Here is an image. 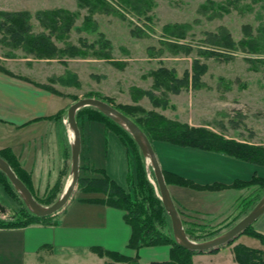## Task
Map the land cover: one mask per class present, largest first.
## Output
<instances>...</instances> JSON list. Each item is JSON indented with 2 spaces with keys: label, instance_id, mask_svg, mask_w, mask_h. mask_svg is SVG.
<instances>
[{
  "label": "rangeland",
  "instance_id": "1",
  "mask_svg": "<svg viewBox=\"0 0 264 264\" xmlns=\"http://www.w3.org/2000/svg\"><path fill=\"white\" fill-rule=\"evenodd\" d=\"M104 1L112 6V12L90 16L88 7H81L79 0H0V13L30 12L33 15L31 20L35 25L36 33L43 31L34 16L36 12L63 9L76 13L75 25L64 41L54 38L59 47H65L66 42L80 46L81 40L84 39L89 43H95L97 49H100L105 42H109L106 48H103L105 50L103 52L108 53L109 58H97L93 51H88L91 55L87 58L38 59L33 55H26L21 48H13L0 33V57L4 59V65L0 64L4 67L5 65L12 67L19 73H25L27 79L33 77L32 79L42 80L36 81L41 86L65 91L72 100L96 95L99 98L111 99L118 106L138 105L170 120L194 127H205L228 139L264 146V39H262L263 51L260 53L244 51L241 48L228 50L211 43L213 35L219 33L222 28H226L237 42L247 38L248 31L255 36L260 34V30L263 32L264 0H241L240 5L234 6H228V0H151V10L148 15L141 17L121 0ZM218 4H224L228 9L223 10L217 6ZM175 24H185V38L172 37L167 33L166 26ZM141 30L145 34L141 33ZM166 42L183 44L190 47L191 51L187 53L182 49L175 52V49ZM205 50L218 51L222 56H209L203 53ZM227 56L230 58L228 59ZM195 59L208 67L199 83L194 84L190 77L188 86H183L178 94L166 92L163 87H154L152 75L154 70L163 66L168 67L176 71L177 77L183 78L187 71L192 72ZM68 72L78 75L81 83L79 87L65 86L51 81L54 77L67 75ZM134 88L141 90L153 88L159 98L167 100L168 105H163V102L155 105L149 96L135 92ZM165 92L167 96H163ZM161 142L163 141L155 140L154 144ZM58 162L59 159L53 152V166H57ZM147 164L148 170H151V165L148 162ZM81 176H85L83 169ZM148 177L156 184L152 170L151 173L149 171ZM56 178L54 174L53 182ZM179 187H171L172 197L177 203L186 227L201 240L212 239L231 229L248 215L263 197V190L258 187L245 191L247 197L237 202L236 209L229 216L215 217L195 211L189 212L179 206V200L183 202L181 196H186L189 204L194 202L202 205L206 200V198L201 200L199 197H192L186 192L182 193L179 190L184 188ZM188 188L215 192L190 187H186L185 190H189ZM35 195L39 199L44 197L43 193ZM158 195L160 196L159 191ZM6 196V198L0 196V218L8 220L13 219V216L22 210L23 203L19 198L11 197L8 193ZM8 196L14 202V208L11 207ZM74 196L76 197L74 202L68 206L69 213L82 208L78 197L91 195L82 194L77 187ZM193 206L194 204H191V207ZM56 219L60 223H66L64 216ZM236 242H242L253 248L263 246L258 238L245 233L238 236ZM237 244L240 243L233 246ZM228 246L232 245H226L225 248ZM144 248L142 250L147 251L141 255L143 262L148 264L166 261L170 257V245L157 247L169 249L167 257L162 251H159L160 253L152 251L156 250L154 246ZM233 248V260L237 262ZM229 254V249H224L222 253L220 249L215 253L202 252L193 256V262L195 264V257L203 256L198 257L200 259L196 260L197 264H230ZM41 255L47 258L44 262L39 259ZM63 259L60 256H49L47 251H42L38 257L26 254V264H33L32 262L68 264ZM18 261V264H23L20 257ZM140 263L143 264L141 257ZM9 264H17V254L10 255Z\"/></svg>",
  "mask_w": 264,
  "mask_h": 264
},
{
  "label": "trees",
  "instance_id": "2",
  "mask_svg": "<svg viewBox=\"0 0 264 264\" xmlns=\"http://www.w3.org/2000/svg\"><path fill=\"white\" fill-rule=\"evenodd\" d=\"M151 0H121L126 6L139 17L148 15L152 8ZM257 1V0H253ZM241 0H228V6L240 5ZM214 4V2H212ZM81 7H88L90 16L96 13H111L112 6L104 0H79ZM223 10L228 9L224 4H218ZM38 23L43 28V31L36 33L35 25L32 22L33 15L28 11H4L0 13V33L3 34V39L7 41L15 49H23L26 55H33L38 59H55V58H77L91 55L88 51H93L97 58H109V54L103 48H106L109 42L103 44V48L97 49L95 43H89L82 39L80 46L66 42L65 47H59L54 38L58 41H64L67 35L75 25L77 14L68 12L63 9L38 11L34 14ZM150 18V17H149ZM251 29V28H249ZM264 30V29H263ZM133 33L135 29L132 30ZM167 33L172 37L185 38V24H175L166 26ZM145 34L144 31H140ZM138 34V33H137ZM136 35V31H135ZM264 31L258 36L251 34L248 31V37L237 42L231 33L222 28L221 31L213 35L211 43L228 50L242 49L253 53L263 51ZM171 48L178 52L184 49L190 53L191 48L176 42H166ZM209 56H222L218 51L205 50ZM229 59L230 56H227ZM0 69L11 73L9 69L0 65ZM208 70L207 65L201 64L200 60L195 59L193 62L192 72L187 71L185 77L179 78L174 69L168 67H160L152 72L154 76V87H163L166 92L178 94L183 86H188L190 77L192 82L199 83L201 77ZM53 82H58L65 86H80V80L77 74L68 72L65 76H58L51 79ZM46 87V86H45ZM53 93L65 95L53 87H49ZM135 92H140L143 96H149L150 100L155 105H168L165 98H159L155 90H141L134 88ZM163 96H167V93ZM69 96V95H68ZM71 97V96H69ZM93 97V96H89ZM99 98L98 96H94ZM103 99V98H101ZM73 100L77 101L78 98ZM118 110L130 117L149 137L154 145L155 140L171 143L182 147H191L201 150L216 152L231 156L245 162L264 166V146L254 145L251 143L240 142L232 138H226L224 135L218 134L205 127H194L187 123L170 120L153 111H148L138 105H115L111 99H103ZM67 114L63 110L53 116L54 119L62 120ZM77 120L81 128L82 121L88 120L91 122H99L105 126L106 131L115 132L121 140L129 148L131 156L130 172L128 176L129 189H125L112 179L103 168H91V170L99 174L98 176H80L78 190L86 195L80 199L85 202L101 203L106 206L121 209L125 212V220L131 226L132 233L128 242V248L137 252L144 247H157L170 245V257L166 261H156L152 264H194L193 256L202 252L191 251L176 242L174 238L171 217L167 213L160 194L158 182L154 170L151 166L152 177L155 183H152L148 177L147 160L144 157L139 145L135 141L132 134L122 125L114 121L111 117L104 114L99 109L93 106H87L80 109L77 113ZM0 156L6 159L16 174L30 188L35 198L45 205L54 203L62 194L65 182L60 180L52 189L42 198L36 197L33 191V177L18 160L17 155L10 148L0 149ZM89 170L87 166H81V170ZM164 171V175L169 187L171 185H179L182 187H190L199 190L217 191L225 188L245 189L258 187L263 190L264 195V178L254 175L250 180H236L231 185L220 183L199 185L190 179H186L178 174ZM0 183L5 188L9 196L19 198L23 207L22 210L13 216V219L0 218V228H19L26 227L32 224H54L57 223L54 216L39 217L34 215L24 203L22 197L15 189L8 176L0 169ZM161 195V194H160ZM179 210V209H178ZM180 212V211H179ZM181 214V213H180ZM184 226L189 237L196 241H204L197 239L194 232ZM249 234L258 238L264 246V233L257 231L254 226H250L242 234ZM238 238V237H237ZM236 238V239H237ZM236 239L232 240L228 245H233ZM220 249V248H219ZM219 249H214L211 253L218 252ZM235 260L239 264H264V249L249 247L245 244H237L233 248ZM91 251L101 258H107V264H141L139 253L136 256H129L122 252L106 249L102 246H92Z\"/></svg>",
  "mask_w": 264,
  "mask_h": 264
},
{
  "label": "crops",
  "instance_id": "3",
  "mask_svg": "<svg viewBox=\"0 0 264 264\" xmlns=\"http://www.w3.org/2000/svg\"><path fill=\"white\" fill-rule=\"evenodd\" d=\"M3 61L4 59L0 63L4 65ZM5 67L11 73L0 69V149L10 148L17 155L21 165L32 174L34 193H43L45 196L57 182L62 180L66 185L71 178L72 134L64 121L66 115L62 120L54 119L53 116L63 110L67 111L74 101L65 91H60L65 95L55 94L50 88L37 84L36 81L42 80L32 79L33 77L27 79L25 73H19L6 65ZM80 129V165L90 168L83 169L84 174L98 176L91 168H103L119 185L128 189L131 156L126 144L115 132L106 131L105 126L99 122L82 121ZM153 146L163 170L179 174L199 185H231L236 180H250L254 175L264 178V166L225 154L164 142L155 143ZM53 152L59 159L57 166H53ZM54 174L57 178L53 182ZM171 187L180 188L171 185L170 191ZM181 188H184L179 190L182 193L206 200L202 205L194 202L189 204L187 197L181 196L183 202L179 200V206L189 212L215 217L229 216L236 209L237 202L247 197L245 191L257 189L225 188L207 192ZM6 195L5 188L0 183V196L6 198ZM75 198L74 196L61 212L54 215L52 219L57 223L0 228V264H9L11 254H17V264L19 257L26 264L27 253L38 257L42 251H47L49 256H60L68 264H107L106 258L91 251L92 246H102L129 256L139 253L141 262L148 264L143 262L141 255L147 251L142 250L145 248L137 252L127 246L132 228L126 222L123 210L101 203L80 201L82 208L69 213L68 206ZM82 198L86 197L77 199ZM9 202L14 208L10 197ZM191 204L194 206L191 207ZM59 216H64L66 223H60L56 219ZM254 228L264 233V214L254 223ZM236 243L242 242L234 244ZM233 245L226 248L223 246L220 250L222 253L224 249H229V263L238 264L233 260ZM157 247L152 251H162L166 253L165 257L169 256V249ZM257 248L264 249V246ZM198 257L194 258L195 264L200 259ZM39 259L44 262L47 258L41 255Z\"/></svg>",
  "mask_w": 264,
  "mask_h": 264
},
{
  "label": "water",
  "instance_id": "4",
  "mask_svg": "<svg viewBox=\"0 0 264 264\" xmlns=\"http://www.w3.org/2000/svg\"><path fill=\"white\" fill-rule=\"evenodd\" d=\"M93 106L102 111L114 121L126 128L139 145L147 162L152 166L158 182L160 196L164 207L171 217L174 238L177 243L188 250L197 252H211L228 245L232 240L240 236L245 230L252 226L264 214V195L255 207L242 218L235 226L226 232L204 241H196L189 237L186 232L182 216L172 197L169 185L167 184L163 168L160 164L157 152L147 134L126 114L118 110L111 103L96 97H85L75 101L68 108V126L72 134L71 141V178L66 183L60 197L52 204L45 205L39 202L30 188L19 178L10 163L0 156V169L8 176L22 197L28 209L36 216L47 217L61 212L74 197L80 179V157L82 152V134L77 120V113L80 109Z\"/></svg>",
  "mask_w": 264,
  "mask_h": 264
},
{
  "label": "built area",
  "instance_id": "5",
  "mask_svg": "<svg viewBox=\"0 0 264 264\" xmlns=\"http://www.w3.org/2000/svg\"><path fill=\"white\" fill-rule=\"evenodd\" d=\"M67 123V119L64 120Z\"/></svg>",
  "mask_w": 264,
  "mask_h": 264
},
{
  "label": "bare ground",
  "instance_id": "6",
  "mask_svg": "<svg viewBox=\"0 0 264 264\" xmlns=\"http://www.w3.org/2000/svg\"><path fill=\"white\" fill-rule=\"evenodd\" d=\"M69 108V107H68Z\"/></svg>",
  "mask_w": 264,
  "mask_h": 264
}]
</instances>
